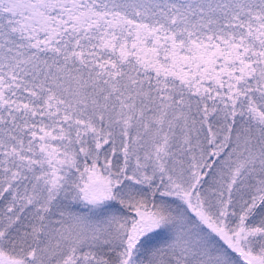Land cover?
Wrapping results in <instances>:
<instances>
[{
	"label": "rangeland",
	"instance_id": "obj_1",
	"mask_svg": "<svg viewBox=\"0 0 264 264\" xmlns=\"http://www.w3.org/2000/svg\"><path fill=\"white\" fill-rule=\"evenodd\" d=\"M7 11L0 36L59 64L32 72L53 91L31 128L15 70L42 59L0 45L1 202L19 187L46 225L26 243L0 212V264H264L263 230L244 224L264 199V0H0ZM132 219L150 244H133Z\"/></svg>",
	"mask_w": 264,
	"mask_h": 264
},
{
	"label": "trees",
	"instance_id": "obj_2",
	"mask_svg": "<svg viewBox=\"0 0 264 264\" xmlns=\"http://www.w3.org/2000/svg\"><path fill=\"white\" fill-rule=\"evenodd\" d=\"M11 17H13V16L8 11L3 13V14H0V25L6 23L9 20V18L11 19ZM61 36H59L57 38L59 43H60V41L63 38ZM18 37H19V33L15 32L12 35V37L8 40L9 41L8 42L1 35L0 36V45H2L3 48H7V45L9 47H11V45H9L10 43L13 44V45H14V43H16L17 47H19V46H20V48L23 47L24 51L28 53V57H29V59H31V61L32 60H40V59H42V63H39V64H35V63L32 62L34 67L32 69H30L29 71H27V72H24L17 65L16 66L18 67V70H15V73H16L15 78H17V80L19 79V83H18L19 85L17 87L20 90H22V91H20L21 94L26 97L28 107L31 110H32V108L36 109L35 111L28 110V116H26L25 111H24V115L27 118V120H26L27 126L33 128L35 126V124H36V121L38 120V118L40 116L39 115V109L37 108V107H39V105H38L39 103L37 104L36 101H38V102L39 101H45L47 99L48 94H50L53 91L52 88L50 90L46 89L47 91H44L41 88H35L34 89V86L37 84L36 80L34 78V75H35V77L38 80L40 79V71L43 70L44 64L49 59H52L54 61V57L53 56H54L55 53H51L50 55H48L49 53L43 54V53H41V50L44 49L43 47L41 49L35 48V47H30V46L26 47L25 45L20 43V39ZM14 39H16V40H14ZM50 46L53 47V45H50ZM55 48L56 47H54L53 49H55ZM53 49H50V50H53ZM46 55H48V56H46ZM44 56H46V57H44ZM0 61L3 62V63L5 62L4 59H0ZM54 63H56V62L54 61ZM56 64L58 65L59 62L56 63ZM32 72H33L34 75H32ZM2 79H4V78H2ZM24 79L27 82H25ZM8 80L10 82H12L11 79L8 78ZM20 80L22 82H20ZM27 83L30 84L32 87L30 88L31 89L30 91L25 92L24 91L25 87L26 88L28 87ZM6 90H7L6 93H8V89L7 88H6ZM3 93H5V89H3ZM46 93H47V96L43 99L42 95L46 94ZM32 103L36 104V105H33ZM31 105H32V108H31ZM34 106H35V108H34ZM17 112L22 114L23 110L20 109ZM14 123L15 122H12L11 119L4 118V121H2V127L4 129H6V132H11V130L13 129L12 126H14ZM11 124H12V126H11ZM18 127H20L19 129H23L21 125L18 126ZM18 127H16V128L18 129ZM19 132L23 133V130L19 131ZM4 187L5 186L0 185V212H3L2 216L4 217L6 212H8V211L11 212L12 211V214H10L8 220L6 222H4L5 231L8 232V233H14V232H18L19 234L25 233L24 240L27 241L26 243H29L30 241H33V239L36 240V238H38L39 235H41L42 232H44V229H43V231L40 232L39 227L40 226L45 227V230H46V225L43 224L45 214H44L43 218L41 219V215L39 216L38 213L35 212L36 211L35 208L37 206H34L33 203H29L27 201L25 203H23L24 199H25V192L19 193V187H16L13 192L11 190L12 199L8 203H5V205H2V202H1L2 199H8L10 197V193H9L7 195V197L3 198V195L6 193L5 192L6 190H5ZM17 201H18V204H16ZM263 201H264V199H263L262 196H261L260 199H258L256 201V203L254 204V206L252 208V213L250 212L249 214H246V218L249 217L250 215H252L254 217V219L248 220L249 218H247L245 220L244 224H249V225H252V226L255 225V224H258V228H261L263 230V236H262V230L261 229L257 230L258 233H259V230H260L259 236L260 237L262 236L264 238V226H262V224H261L264 221V217H263L264 216V205L261 204V203H263ZM141 204L145 205L143 199L140 201V203L138 205H141ZM47 221H48V219H47ZM131 221H132L131 226H134L133 237L131 239L133 244H134V242H136V243L137 242L146 243V241H149L148 243L150 244V242L153 241L152 235L149 234L148 230H146L143 227L144 226L143 222L144 221L146 222L148 220L144 219L142 222H140L138 224L134 223L133 219ZM149 222H150V220H149ZM257 222H259V223H257ZM9 230H10V232H9ZM36 233H37V236L35 237ZM137 247L138 246L135 245L134 249H133L134 252L132 250V252L130 254V251H129V252H127V255H128V257H133V258H137L139 260H143L146 257V253H144L140 248H137ZM23 250H24V248H23V245H22L21 250L20 251L18 250V251L20 253H22ZM101 251H105V250H101ZM22 254H24V253H22ZM99 255H100L99 252L96 253L95 258L100 259ZM104 259H106V257ZM104 259H102V261ZM103 262H102V264H103Z\"/></svg>",
	"mask_w": 264,
	"mask_h": 264
}]
</instances>
